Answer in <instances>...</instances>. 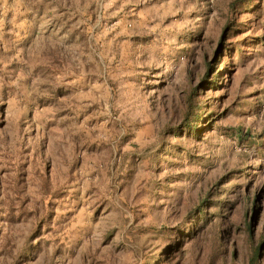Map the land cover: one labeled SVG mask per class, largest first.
<instances>
[{"label":"rangeland","instance_id":"374dc122","mask_svg":"<svg viewBox=\"0 0 264 264\" xmlns=\"http://www.w3.org/2000/svg\"><path fill=\"white\" fill-rule=\"evenodd\" d=\"M0 264H264V0H0Z\"/></svg>","mask_w":264,"mask_h":264},{"label":"trees","instance_id":"16d2710c","mask_svg":"<svg viewBox=\"0 0 264 264\" xmlns=\"http://www.w3.org/2000/svg\"><path fill=\"white\" fill-rule=\"evenodd\" d=\"M189 108L192 109V99H189V100L187 101V110H188ZM260 246H261V242H260V243H257L256 246L254 247L255 252H254V255L251 256V259H252V260L254 259V257H255V253L259 250V247H260Z\"/></svg>","mask_w":264,"mask_h":264}]
</instances>
